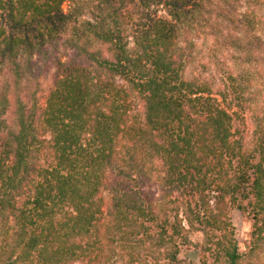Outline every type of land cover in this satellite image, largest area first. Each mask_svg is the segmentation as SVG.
I'll use <instances>...</instances> for the list:
<instances>
[{"label": "trees", "instance_id": "obj_1", "mask_svg": "<svg viewBox=\"0 0 264 264\" xmlns=\"http://www.w3.org/2000/svg\"><path fill=\"white\" fill-rule=\"evenodd\" d=\"M66 1L0 0V77L8 67L21 80L22 60L31 71L33 54L64 34L76 58L58 66L44 101H19L16 127L0 93V264H115L110 252L133 264L148 244L160 264H177L191 229L204 232L212 264H243L229 212L255 219L261 245L264 117L249 132L251 97L236 78L214 91L187 72L195 25L216 11L242 31L251 18L235 16V0ZM155 175L159 197L146 186Z\"/></svg>", "mask_w": 264, "mask_h": 264}, {"label": "rangeland", "instance_id": "obj_2", "mask_svg": "<svg viewBox=\"0 0 264 264\" xmlns=\"http://www.w3.org/2000/svg\"><path fill=\"white\" fill-rule=\"evenodd\" d=\"M75 4V1L69 0L63 4V8L69 10ZM232 4L236 8L235 16H249L252 20L251 26L248 28L245 26L244 30L237 31L235 25L228 19L231 15L220 17L216 15V11H213V15L208 16L211 21L210 24L201 22V26L195 25L194 32L189 35V39L194 43V56L187 73L189 78L200 75L202 78L209 80L213 85L214 91L220 88L224 89L225 84L229 85L231 76L236 78L238 84L246 88L245 95L251 97L244 114L249 132H253L258 124L257 117H264V1L235 0ZM156 8L159 15L170 19V15L164 5H159ZM234 14L232 12V15ZM82 18H89V13L85 12ZM216 31H220V33H216ZM235 33L242 40L243 44L240 45L241 47H235L231 39L228 38ZM66 35L64 34L62 38L49 44L46 55L33 54L31 71L25 68L26 62L23 59L22 64L25 73L18 82H16V74L10 68L5 67V73L0 77V93L7 91V110L3 118L8 126L16 127V109L19 101L28 102L29 104L36 101H44L56 80L58 66L62 62H67L75 57V51L66 44L68 36ZM129 41V46H133L132 37L129 38ZM186 41L188 44V40ZM101 48L105 51V55H109L105 50V46H101ZM119 80L120 82H125L124 80ZM6 81L9 85L8 90L3 88ZM250 138L251 134L249 133L248 140ZM159 163L160 161H150L148 165L158 170ZM146 186L154 190L157 197L162 195L156 175L151 177L150 182H147ZM181 213L182 210L180 211ZM229 214L234 237L238 242L240 252L245 258L243 264H264V233L263 237L259 239H263L260 243L261 245L257 246L253 237L255 219L236 206L230 208ZM181 216L187 226L184 215ZM121 240V235L116 234L115 242H120ZM190 240L191 243L181 246L178 255L180 261L177 264H202V261L205 260L204 255H207V261L212 264L213 257H209L211 253L203 254L202 248L198 245L204 242V232L191 229ZM148 246L149 244L142 245V248L138 250L140 254H136L141 261L133 264L162 263V261H157L156 259L158 253L150 251ZM109 254L112 258L110 262H115V264H129L127 260L131 259L125 253L110 252ZM76 264H82V262H76Z\"/></svg>", "mask_w": 264, "mask_h": 264}]
</instances>
